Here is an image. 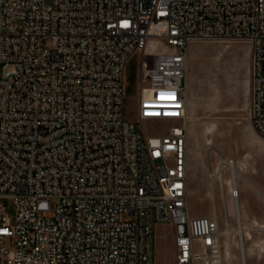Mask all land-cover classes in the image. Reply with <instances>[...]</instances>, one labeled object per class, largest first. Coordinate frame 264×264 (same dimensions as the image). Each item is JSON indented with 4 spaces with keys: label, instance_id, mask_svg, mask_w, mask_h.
Segmentation results:
<instances>
[{
    "label": "built area",
    "instance_id": "built-area-1",
    "mask_svg": "<svg viewBox=\"0 0 264 264\" xmlns=\"http://www.w3.org/2000/svg\"><path fill=\"white\" fill-rule=\"evenodd\" d=\"M207 40L249 43L264 139V0H0V264H152L154 224L174 264H222L218 219L188 208L189 47ZM135 56L137 121L173 124L155 134L125 120ZM236 168L210 181L238 188Z\"/></svg>",
    "mask_w": 264,
    "mask_h": 264
},
{
    "label": "rangeland",
    "instance_id": "rangeland-1",
    "mask_svg": "<svg viewBox=\"0 0 264 264\" xmlns=\"http://www.w3.org/2000/svg\"><path fill=\"white\" fill-rule=\"evenodd\" d=\"M264 46V42H263ZM251 47L245 41L207 40L193 42L188 59V208L190 217H211L214 213L209 180L222 159H234L242 178L238 180V205L243 227L247 264H264V139L249 120ZM139 57L126 68L125 120L135 132L155 134L173 124H145L137 121L140 91ZM1 72V67H0ZM210 143V145H208ZM227 178V174H225ZM215 209L221 232L225 223L234 231L236 215L225 188L222 199L215 185ZM5 214L14 220V204L1 201ZM226 204V205H225ZM249 234L251 240H247ZM222 237L223 261L230 257ZM234 264H239L237 236H231ZM152 264H174L173 234L169 226L154 224Z\"/></svg>",
    "mask_w": 264,
    "mask_h": 264
},
{
    "label": "bare ground",
    "instance_id": "bare-ground-1",
    "mask_svg": "<svg viewBox=\"0 0 264 264\" xmlns=\"http://www.w3.org/2000/svg\"><path fill=\"white\" fill-rule=\"evenodd\" d=\"M157 47V45L155 44V42H151L149 43V46H148V49H155ZM208 145H210V143H208ZM223 169L222 168H219V172H218V175L221 174V170ZM237 170V173H238V176L242 178V175H241V172L238 168H236ZM210 174V173H209ZM216 182H214L213 180H209V191H210V198L213 202V206H214V213H212V216L214 219H218L217 217V214H216V209H215V185ZM237 184V182H236ZM235 184V182L233 181V178L230 177V178H224L223 177L220 179V184H219V187H220V191L222 193V199L225 198V188L226 186L228 187V194H229V197L230 199L232 200L233 202V207H234V211H235V215H236V229L234 231L230 230L229 227H228V223L226 221L225 223V231L224 232H221V235L222 237H225L226 238V244L225 246L228 248V251L227 253L229 254V257H230V264H233V258H232V253H231V243H230V240H231V236H237V246L238 248L243 245H245V240H244V235H246V233L244 232L243 230V227L240 223V216H239V209H238V198H239V192H238V188L236 187L237 185ZM236 187V188H235ZM237 192V195L235 194ZM260 229H263L264 230V226H259ZM247 240H251V236L249 234H247L246 236ZM222 255H221V258H222V264H224V261H223V248H222Z\"/></svg>",
    "mask_w": 264,
    "mask_h": 264
},
{
    "label": "crops",
    "instance_id": "crops-1",
    "mask_svg": "<svg viewBox=\"0 0 264 264\" xmlns=\"http://www.w3.org/2000/svg\"><path fill=\"white\" fill-rule=\"evenodd\" d=\"M238 168V167H237ZM260 198L264 201V197L263 196H261L260 195ZM226 205V204H225ZM232 206H233V202H232ZM233 209H234V207H233ZM238 209H239V205H238ZM234 213H235V211H234ZM239 216H240V213H239ZM227 221V220H226ZM228 222V221H227ZM241 223V222H240ZM230 229V228H229ZM235 230V229H234Z\"/></svg>",
    "mask_w": 264,
    "mask_h": 264
},
{
    "label": "snow or ice",
    "instance_id": "snow-or-ice-1",
    "mask_svg": "<svg viewBox=\"0 0 264 264\" xmlns=\"http://www.w3.org/2000/svg\"><path fill=\"white\" fill-rule=\"evenodd\" d=\"M172 114H174V113H172Z\"/></svg>",
    "mask_w": 264,
    "mask_h": 264
}]
</instances>
